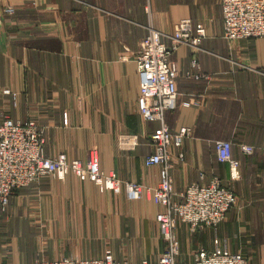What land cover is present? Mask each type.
I'll return each mask as SVG.
<instances>
[{
    "label": "crops",
    "instance_id": "obj_1",
    "mask_svg": "<svg viewBox=\"0 0 264 264\" xmlns=\"http://www.w3.org/2000/svg\"><path fill=\"white\" fill-rule=\"evenodd\" d=\"M183 18L203 22L207 36L200 48L182 44L171 54L178 106L165 119L173 132L192 128L172 146L174 186L219 176L238 201L217 226L179 222L177 264H195L197 249L217 245L264 264V37L226 39L221 0H0V119H35L48 156L85 160L96 147L104 171L153 189L160 167L145 159L160 121L140 112L136 53L151 28L170 43ZM125 134L137 137L135 147L120 144ZM219 139L232 141L240 177L219 159ZM162 208L149 191L131 198L74 173L44 176L0 211V262L101 257L107 248L119 261L154 262L165 248Z\"/></svg>",
    "mask_w": 264,
    "mask_h": 264
},
{
    "label": "built area",
    "instance_id": "obj_2",
    "mask_svg": "<svg viewBox=\"0 0 264 264\" xmlns=\"http://www.w3.org/2000/svg\"><path fill=\"white\" fill-rule=\"evenodd\" d=\"M224 16V37L229 40L264 37V0H221ZM163 32L151 28L141 40L136 62L141 78L139 109L145 120L160 121L151 134L154 151L147 155L148 165L160 167V182L149 187L137 181H124L115 172L101 168L98 151H91L87 159L72 158L65 152L48 156L45 150V133L35 119L16 120L8 114L0 119V209L5 210L12 195L20 188L38 182L45 175L64 179L69 173L80 179H90L101 190L121 192L123 188L132 198H140L145 191L152 193L156 203L163 208L156 219L165 239V248L157 261L142 259L134 263L129 259L119 261L112 248L101 257L64 256L55 259L37 257L31 262H1L0 264H176L180 253L178 224L183 222L192 230L203 226H217L237 203L238 195L219 176L208 183H194L182 191H176L172 176V146H179L192 134V128L184 126L173 132L166 122V113L178 106L177 67L171 62V54L182 44L200 48L207 36L203 22L194 24L191 18L181 19L170 43L163 40ZM137 137L121 136L120 144L127 146ZM218 157L227 161L233 178L240 177V160L233 156L231 140L215 142ZM244 152L252 153L254 146L242 144ZM183 157V153L179 154ZM195 264H249L242 252L231 251L217 245L214 249L195 251Z\"/></svg>",
    "mask_w": 264,
    "mask_h": 264
},
{
    "label": "rangeland",
    "instance_id": "obj_3",
    "mask_svg": "<svg viewBox=\"0 0 264 264\" xmlns=\"http://www.w3.org/2000/svg\"><path fill=\"white\" fill-rule=\"evenodd\" d=\"M4 91H10V90L7 88V89H4ZM2 115H3V114H2ZM2 115H1V116H2ZM8 115H9V114H8ZM40 127L44 130L45 138H46V130H45V128H43L41 125H40ZM132 141H133V140H128L127 143H126L127 146H129V147H134L133 145H131ZM45 145H46V142H45ZM45 150H46V149H45ZM93 150L98 151V149H97L96 147L91 148V149L89 150V152H88V156H89V153H90L91 151H93ZM98 152H99V151H98ZM65 153H66V152H65ZM99 157H100V153H99ZM100 164H101V160H100ZM101 168H102V167H101ZM105 172H106V171H105ZM45 176H51V177H54V176H52V175H45ZM43 177H44V176H43ZM54 178H56V177H54ZM65 178H66V177H65ZM65 178H64V179H65ZM58 179H60V178H58ZM82 180H86V179H82ZM89 180H90V179H89ZM123 180H124V179H123ZM173 180H174V179H173ZM91 181H92V180H91ZM124 181H134V180H124ZM137 182H138V181H137ZM140 183H142V182H140ZM229 183H230V182H229ZM32 184H33V183H32ZM143 184H144V183H143ZM96 185H97V184H96ZM144 185H145V184H144ZM230 185L233 186V184H231V183H230ZM24 187H25V186H24ZM174 187H175V186H174ZM17 191H18V190H17ZM17 191H16L14 194H16ZM102 191H105V190H102ZM144 193H145V192H144ZM14 194H13V195H14ZM151 194H152V193H151ZM143 195H144V194H143ZM143 195H142V196H143ZM142 196H141V197H142ZM141 197H140V198H141ZM152 197H153V196H152ZM131 198H132V197H131ZM12 199H13V198H12ZM153 199H154V198H153ZM9 204H10V202L8 203V205H9ZM8 205L6 206V209L8 208ZM6 209H5V210L0 209V211H1V212H5ZM1 214H2V213H0V215H1ZM39 257H41V256H39ZM35 259H36V258H35ZM48 259H49V258H48ZM1 262H3V261H1ZM1 262H0V263H1ZM4 262H5V261H4ZM6 262H9V261H6ZM15 262H17V261H15ZM176 264H177V263H176Z\"/></svg>",
    "mask_w": 264,
    "mask_h": 264
}]
</instances>
